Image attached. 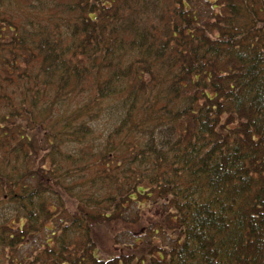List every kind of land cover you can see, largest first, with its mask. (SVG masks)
I'll return each instance as SVG.
<instances>
[{"label": "trees", "instance_id": "16d2710c", "mask_svg": "<svg viewBox=\"0 0 264 264\" xmlns=\"http://www.w3.org/2000/svg\"><path fill=\"white\" fill-rule=\"evenodd\" d=\"M208 2L0 0L9 264H264V0Z\"/></svg>", "mask_w": 264, "mask_h": 264}, {"label": "rangeland", "instance_id": "374dc122", "mask_svg": "<svg viewBox=\"0 0 264 264\" xmlns=\"http://www.w3.org/2000/svg\"><path fill=\"white\" fill-rule=\"evenodd\" d=\"M210 2V3H212L213 5H209L210 7H215V6H217V4H214V3H216L218 0H206V2ZM208 2V3H209ZM209 3V4H210ZM24 4H26V3H24ZM11 10V9H10ZM198 10L200 11V15H201V17L202 18H204L205 19V22L206 23H209V22H211V21H213V18H212V12H214V13H219L220 12V10L219 9H215L214 11H212V10H210V8L208 7V6H201V8L199 7L198 8ZM56 13H58V12H56ZM13 17L14 18H18V14H17V12L16 11H13ZM27 14H26V8H23V13H22V18L21 19H23L24 20V23L27 21ZM27 23V22H26ZM203 25V24H202ZM205 28H207V26H205V25H203ZM67 111H68V114L69 113H72V112H74L75 111V108L70 104V106L67 108ZM60 115V114H59ZM58 114H54L53 115V119L52 120H54V119H56L58 116H59ZM21 159L22 158H14V159H10L9 160V162H10V164H13V163H19L20 161H21ZM26 161V166H27V163H29L28 162V160L26 159L25 160ZM16 166V165H15ZM2 174H4L3 172H2ZM7 191L5 190V188H3L2 187V184H1V182H0V200H4V197L5 196H7ZM0 206L1 207H4L2 204H0ZM1 207H0V210H2L1 209ZM156 220V218L155 217H152V216H148L147 217V221L149 222H151V221H155ZM151 224V223H150ZM128 225V224H127ZM135 238L136 239H142V238H145V236H135V235H131V234H129L128 232H126V233H121V238H120V240H121V242L122 243H132V242H134V240H135ZM101 240H103V243L105 244V246H104V249H106V251H109L108 249H110V246H113L114 244H116V242L115 241H113L111 238H110V236L109 235H101ZM137 241V240H136ZM103 244V245H104ZM116 245H118V244H116ZM22 246L24 247V246H26V245H24V244H22ZM28 247V246H27ZM113 249V248H112ZM24 251V253H25V250H23ZM23 251H21V252H23ZM21 252H19L18 253V257H20V255H21ZM17 257V258H18ZM101 257H106V255L105 254H102L101 255ZM25 258V257H24ZM17 261V260H16ZM0 264H9V258L6 256V255H4L3 253H0Z\"/></svg>", "mask_w": 264, "mask_h": 264}]
</instances>
